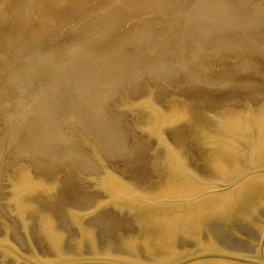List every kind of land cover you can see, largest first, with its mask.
<instances>
[{"label": "water", "instance_id": "95a60500", "mask_svg": "<svg viewBox=\"0 0 264 264\" xmlns=\"http://www.w3.org/2000/svg\"><path fill=\"white\" fill-rule=\"evenodd\" d=\"M261 5L264 0H242ZM198 86L112 101L132 159L83 170L22 140L0 52V264H264V87Z\"/></svg>", "mask_w": 264, "mask_h": 264}, {"label": "rangeland", "instance_id": "374dc122", "mask_svg": "<svg viewBox=\"0 0 264 264\" xmlns=\"http://www.w3.org/2000/svg\"><path fill=\"white\" fill-rule=\"evenodd\" d=\"M105 1L95 0L94 3L93 0V3L90 4L91 1L86 3L80 0L78 3L81 6L76 8L75 12H72L71 3H78H75L74 0H66L63 3L67 5L66 10L64 9L67 12L61 14L62 11L60 13L55 11L57 14L56 19L64 17L62 19L66 22L69 21L71 25L63 29L64 27H56L55 24L54 28H47V31L44 29L41 34L42 37L39 38L30 36L32 34L29 33L33 26L22 27V20L26 13L28 14L26 8L28 0H0V44L5 42V35L13 29L18 31L15 34L16 36L14 35L13 40L15 37L22 36L24 38L23 41H26V47H28V49L26 48L27 52L23 48L17 55L11 52V55L6 54L4 56L5 59L2 58L16 101L18 117L22 121L19 125V134L22 136L23 141L15 144L10 151L9 159H13L18 147L28 148L39 157H47L52 154L56 157L78 159V153H80L82 168L83 170H89V178H95V173L107 176L102 169L101 161L124 163L128 159H132L134 139L130 126L119 124L118 118H109L107 110H112V101L119 100L124 94L130 97L141 96V84L150 78L160 79L162 87L165 89H185L198 86L208 92L218 94H224L225 92L235 93V86H229V84H243L241 79H254L256 87H264V1H262V6H254L246 5L242 0H206V2L211 1L210 4L213 3V5L217 3L224 4V10L221 9L220 13L221 18L217 22L211 16L213 13L212 8L202 9V4L195 5V3L200 1L205 2V0H193L194 2L192 0H177L174 3L178 1L180 3L178 2L179 4L177 3L176 6L172 0H169L168 3L154 5L153 8H148V5L142 4L138 10L129 9V5L125 3L122 5L120 0H108L110 5L105 11L104 9L100 11L98 8ZM228 4L231 5L227 6ZM181 6L182 9L188 8L190 10L184 9L180 13L182 11ZM32 10H35V7L31 9V13H33ZM162 10L166 11L163 12ZM68 11L72 12L73 15ZM175 11L178 14H174ZM184 11L189 13L184 14L186 13ZM230 11L234 14L230 13ZM97 12H102L104 15L109 16L115 14L119 17L118 22L111 24L116 28L115 33L103 35L98 39L97 34L103 28H101V17H95L98 16ZM203 13H205L204 16L200 17ZM85 19L89 21H85ZM35 20L37 22L35 24L38 25L43 18L42 16L36 17ZM257 20L260 21L258 22ZM147 21L148 23H145ZM231 21H233L234 25L238 23L236 24L237 26L235 25L236 27L232 28V32L228 29L225 32V27L222 26ZM248 21H252V27L254 28L251 26L242 27L243 24L249 23ZM221 22L224 23L219 26ZM249 27L253 29V32L249 31ZM212 29L214 30L212 34L209 37L206 36V31ZM216 30L218 31L217 33L215 32ZM255 30L259 33L257 34ZM134 32L138 33L131 37L130 35ZM220 32L223 35L218 34ZM250 32L252 37H250ZM161 33L162 35H160ZM226 33L229 34L230 38ZM214 34L216 35L214 36ZM231 34L237 35L236 38L231 36ZM222 36H225V39ZM218 38L219 40H217ZM118 39L120 40L118 41ZM226 41L228 42L226 43ZM21 44L23 45L24 42ZM146 45L148 48H146ZM228 46L229 48H227ZM99 47L101 48L99 49ZM136 47L141 50H137ZM85 50L90 53L96 52L98 57L103 56L105 53L119 57L118 54L125 51L127 58L117 62L114 68L108 69L106 66L104 68L94 63L96 61H92L93 58H91V55L86 54L88 52ZM178 51L181 52V55ZM86 58H88V62H86ZM181 59L187 60L188 64L196 61L192 65L189 64L191 68L193 67L192 74H190V71L183 72L179 70L180 66L178 64L183 61ZM97 107L101 108V114L96 118V123H91L88 110L94 111V108ZM103 116L105 118H101ZM39 119H41V122ZM107 120L113 132H121L120 137L116 141L115 137L117 135L114 134V137L113 132L103 135ZM52 124L57 125L56 132H51L50 135L53 139L48 138L45 143H42L43 145L30 146L32 143H37L35 138L32 137L33 132L39 129L41 125L51 127ZM51 140L53 141L52 143ZM123 146L124 151L121 153L119 151H121Z\"/></svg>", "mask_w": 264, "mask_h": 264}, {"label": "bare ground", "instance_id": "6f19581e", "mask_svg": "<svg viewBox=\"0 0 264 264\" xmlns=\"http://www.w3.org/2000/svg\"><path fill=\"white\" fill-rule=\"evenodd\" d=\"M7 1V0H6ZM66 0H28V4H27V11H28V14L26 13V16H24V18H23V20H22V27H24V28H27V27H32L33 26V29H31L30 30V33L29 34H32V35H30V36H32V37H35V36H37V37H39V38H41L42 36H41V34L44 32V29H45V31H47L46 29L47 28H54V26H55V24H56V27H64L63 29H66L68 26H70L71 24H69V21H65V20H63L64 19V17H62V18H57L56 19V13H60L61 11V14H65L66 12H65V10H66V6L67 5H65L63 2H65ZM75 1V3H78L80 0H74ZM82 2H86V3H90V1H91V3L90 4H92L93 3V0H81ZM121 1V4L122 5H124V3L126 4V5H129V9H131V10H138V9H140L141 8V5L142 4H146V5H148V8H153V6L154 5H159V4H165V3H168V1L169 0H120ZM175 1H177V0H172V2L174 3ZM197 1V0H196ZM227 1V0H226ZM225 1V2H226ZM81 2V3H82ZM179 2V1H178ZM177 2V3H178ZM192 2H194L193 0H192ZM211 2V1H210ZM210 2H206V0H205V2H197V3H195V5L197 6L198 4H202V9H208V8H212L213 9V13H212V17L215 19V21L217 22L221 17H220V13H221V9L222 10H224V8H223V5L221 4V3H217V4H214L213 5V3L212 4H210ZM224 2V3H225ZM24 3V2H23ZM94 3H95V0H94ZM177 3H174V5L176 6V4ZM180 3V2H179ZM178 3V4H179ZM189 3V2H188ZM19 4V3H18ZM80 3H78V4H72L71 3V6L73 7L72 9V12H75V10H76V8H78L79 6H81V5H79ZM190 4V3H189ZM192 4H194V3H192ZM83 5H85V4H83ZM99 5V4H98ZM108 5H110V3L108 2V0H106L105 1V3H103V5L101 6V7H99L98 9L100 10V11H102L103 9H104V11H105V9H107V7H108ZM113 5V4H112ZM174 5H172V6H174ZM181 5V4H180ZM180 5H178V6H180ZM231 4H228L227 6H230ZM86 6V5H85ZM167 6H170V5H167ZM177 6V8L179 9V7ZM187 6V5H186ZM226 6V7H227ZM255 6V5H254ZM34 7H35V10H32L33 11V13H31L30 11H31V9L33 8L34 9ZM116 7V6H115ZM117 7H119V6H117ZM125 7V6H124ZM171 7V6H170ZM185 7V6H184ZM84 8V7H83ZM147 8V7H146ZM166 8V7H165ZM169 8V7H168ZM176 8V10H178ZM192 8V7H191ZM193 8H194V6H193ZM231 8V7H230ZM229 8V9H230ZM235 8V7H234ZM238 8V7H237ZM13 9H15L14 7H13ZM65 9V10H64ZM69 9H71V8H69ZM81 9V8H80ZM109 9V8H108ZM128 9V8H127ZM161 9V8H160ZM174 9H175V7H174ZM185 8H183L182 9V6H181V12L180 13H182L183 12V10H184ZM228 9V10H229ZM244 9V8H243ZM78 10V9H77ZM112 10V9H111ZM122 10H126V9H122ZM172 10V9H171ZM180 10V9H179ZM185 10H190V9H185ZM55 11H56V13H55ZM163 11V10H162ZM162 11H160V12H162ZM166 10H164L163 12H165ZM231 11H233L232 9H231ZM230 11V13H233V12H231ZM234 11H235V13H236V10L234 9ZM242 11V10H241ZM15 12V11H14ZM64 12V13H63ZM69 13H71L72 14V12H70V11H68ZM109 12V11H108ZM162 12V13H163ZM172 12H174V11H172ZM184 12H186V11H184ZM191 12V11H190ZM106 13V12H105ZM124 13V12H123ZM159 13V12H158ZM177 12L175 11V13L174 14H176ZM187 13H189V12H186V13H184V14H187ZM227 13V12H226ZM68 14V13H67ZM80 14V13H79ZM107 14V13H106ZM178 14V13H177ZM204 14L205 13H203V14H201L200 15V17H203L204 16ZM229 14V13H228ZM234 14V13H233ZM73 15V14H72ZM97 15L98 16H95V17H101V19H102V27L101 28H103L101 31H99V33L97 34V36H98V39H99V37L101 38L103 35H108V34H113V33H115V31H116V28H114V26L113 25H111L112 23H115L116 21L118 22V16L117 15H115V14H113V16H109V15H104L102 12H97ZM102 15V16H101ZM160 15H162V14H160ZM171 16H173L172 14H170ZM42 16V18H43V20L41 21V22H39V24L37 25V24H35V22H36V17H41ZM68 16V15H67ZM66 16V17H67ZM153 16V15H152ZM163 16H164V14H163ZM169 16V15H168ZM232 16V15H231ZM238 16V15H237ZM242 16V15H241ZM253 16V15H252ZM70 17V16H69ZM155 17V16H154ZM177 17V16H176ZM228 17H229V15H228ZM236 17V16H235ZM255 17V16H254ZM93 18V17H92ZM168 18V17H167ZM166 18V19H167ZM173 18H175V17H173ZM212 18V19H213ZM231 18V17H230ZM248 18V17H247ZM40 19V18H39ZM133 19V18H132ZM185 19V18H184ZM236 19V18H235ZM238 19H240V18H238ZM261 19V18H260ZM60 20H63V21H60ZM71 20V19H70ZM122 20V19H121ZM147 20V19H146ZM155 20V19H154ZM180 20V19H179ZM228 20H230V19H228ZM231 20H233V18H231ZM245 20V19H244ZM85 21H89V20H86L85 19ZM93 21V20H92ZM96 21V20H95ZM142 21V20H141ZM175 21H176V19H175ZM184 21V20H183ZM187 21V20H186ZM258 21V20H257ZM260 21V20H259ZM258 21V22H259ZM100 22V21H99ZM121 22V21H120ZM233 21H231V22H228V24H224L223 26H222V23H224V22H221V25H219V26H222V27H225L224 28V30H225V32H226V30L228 29V30H232V28H234V27H236L237 25L236 24H238V23H235V25L232 23ZM249 22V21H248ZM253 22H255V21H253ZM37 23V22H36ZM94 23V22H93ZM145 23H148V21L147 22H145ZM169 23V22H168ZM227 23V22H226ZM132 24H135V23H132ZM213 24V23H212ZM220 24V23H219ZM241 24H242V22H241ZM249 24H251V25H249ZM35 25H36V27H35ZM91 25V24H90ZM153 25H155V24H153ZM214 25V24H213ZM38 26H40V27H38ZM119 26V25H118ZM122 26V25H121ZM133 26V25H132ZM149 26H151V25H149ZM201 26H203V25H201ZM216 26V25H215ZM218 25H217V27H219ZM242 26V25H241ZM245 26H251L252 27V21L251 22H249V23H247V24H243V26L242 27H245ZM259 26V25H258ZM85 27V26H84ZM90 27V26H89ZM134 27V26H133ZM139 27V26H138ZM169 27H171V26H169ZM208 27V26H207ZM251 27H249L248 29H249V31H251V32H253V29H251ZM256 27V26H255ZM260 27V26H259ZM100 28V29H101ZM114 28V29H113ZM196 28V27H195ZM252 28H254V27H252ZM257 28V27H256ZM262 28V27H261ZM125 29V28H124ZM153 29V28H152ZM187 29V28H186ZM251 29V30H250ZM28 30V32H29V28L27 29ZM131 30V29H130ZM174 30V29H173ZM221 30V29H220ZM237 30H238V27H237ZM240 30H242V29H240ZM262 30V29H261ZM17 30H10L6 35H5V42H3V44H0V52H1V56H2V58H4V56H6V54L7 55H11L10 53L12 52V53H15V55H17V53L19 54V52L20 51H22V49L25 51V52H27L26 51V48L28 49V47H26V41H23L24 40V38L21 36V37H15V39L13 40V37H14V35L16 34V33H18V31L16 32ZM95 31V30H94ZM156 31V30H155ZM206 31V30H205ZM214 30L212 29V30H207L206 31V36H210L211 34H212V32H213ZM245 31V30H244ZM256 31V30H255ZM260 31V30H259ZM120 32V31H119ZM124 32V31H123ZM128 32V31H127ZM127 32H126V34H127ZM216 33L218 32L217 30L215 31ZM232 32V31H231ZM231 32H228V33H231ZM233 32H234V30H233ZM235 32H236V28H235ZM239 32V31H238ZM240 32H242V31H240ZM250 32V37H252L251 36V33ZM257 32V31H256ZM261 32V31H260ZM118 33V32H117ZM136 33H138V32H134V33H132L130 36L132 37V36H134V35H136ZM139 33H140V31H139ZM142 33V32H141ZM155 33V32H154ZM170 33V32H169ZM222 33H223V31H222ZM259 32H257V34H258ZM45 34V33H44ZM171 34V33H170ZM218 34H221V32L220 33H218ZM217 34V35H218ZM224 35H225V33H223ZM223 34H221V35H223ZM227 34V33H226ZM234 34V33H233ZM233 34H231V36H235V35H233ZM237 34V33H236ZM118 35H120V34H118ZM143 35V34H142ZM160 35H162V33L160 34ZM172 35H173V33H172ZM176 35V34H175ZM216 34H214V36H215ZM229 34H227V36H228ZM249 35V34H248ZM16 36V35H15ZM110 36V35H109ZM128 36V35H127ZM177 36V35H176ZM185 36V35H184ZM227 36H226V38H227ZM237 36V35H236ZM236 36H235V38H236ZM36 37V38H37ZM145 37V36H144ZM157 37V36H156ZM199 37V36H198ZM218 37V36H217ZM220 37V36H219ZM223 38L225 37V36H222ZM229 37V36H228ZM148 38V37H147ZM201 38V37H200ZM199 38V39H200ZM215 38V37H214ZM230 38V37H229ZM234 38V39H235ZM97 39V38H96ZM116 39V38H115ZM126 39V38H125ZM198 39V40H199ZM212 39V38H211ZM225 39V38H224ZM237 39H238V37H237ZM245 39H247V38H245ZM249 39V38H248ZM252 39V38H251ZM251 39H250V41H251ZM16 40V41H15ZM41 40V39H40ZM117 40V39H116ZM120 39H118V41H119ZM175 40V39H174ZM178 40V39H177ZM205 40V39H204ZM217 40H219V38L217 39ZM222 40V39H221ZM226 40H228V39H226ZM230 40V39H229ZM228 40V41H229ZM231 40H233V39H231ZM263 40H264V38H263ZM94 41V40H93ZM108 41H110V40H108ZM125 41V40H124ZM153 41V40H152ZM158 41H160V40H158ZM197 41V40H196ZM225 41V40H224ZM228 41H226V43L228 42ZM24 42V44L22 45L21 43H23ZM36 42V41H35ZM127 42V41H126ZM174 42V41H173ZM194 42V41H193ZM203 42V41H202ZM213 42H215L214 40H213ZM220 42V41H219ZM235 42V41H234ZM161 43V42H160ZM183 43V42H182ZM199 43V42H198ZM210 43V42H209ZM217 43V42H216ZM226 43H225V46H226ZM230 43H231V41H230ZM230 43H228V44H230ZM238 43V42H237ZM260 43V42H259ZM117 44H119V43H117ZM146 44V43H145ZM144 44V45H145ZM149 44V43H148ZM219 44V43H218ZM236 44V43H235ZM239 44V43H238ZM5 45V46H4ZM7 45V46H6ZM90 45H91V43H90ZM93 45V44H92ZM95 45V44H94ZM112 45V44H111ZM142 45V44H141ZM154 45H156V44H154ZM181 45V44H180ZM187 45V44H186ZM198 45H200V44H198ZM222 45V44H221ZM55 46V45H54ZM113 46V45H112ZM193 46V45H192ZM197 46V45H196ZM204 46V45H203ZM53 47V46H52ZM116 47V46H115ZM126 47V46H125ZM142 47V46H141ZM150 47V46H149ZM160 47V46H159ZM97 48H98V46H97ZM101 47H99V49H100ZM105 48V47H104ZM137 48V50H139L140 48H138V47H136ZM146 48H148L147 47V45H146ZM227 48H229V46L227 47ZM80 49V48H79ZM103 49V48H102ZM155 49V48H154ZM50 50V49H49ZM58 50V49H57ZM78 50V49H77ZM93 50H94V48H93ZM141 50V49H140ZM168 50V49H167ZM226 50V49H225ZM18 51V52H17ZM71 51V50H70ZM85 51H87V50H85ZM100 51V50H99ZM123 51V50H122ZM127 51V50H126ZM153 51V50H152ZM181 51V50H180ZM189 51V50H188ZM190 51H192V50H190ZM194 51V50H193ZM219 51V50H218ZM56 52V51H55ZM88 52V51H87ZM101 52V51H100ZM118 52V51H117ZM134 52V51H133ZM132 52V53H133ZM169 52V51H168ZM179 52V51H178ZM201 52V51H200ZM220 52V51H219ZM71 53V52H70ZM72 53H73V51H72ZM101 53H103V52H101ZM132 53H131V55H132ZM137 53V52H136ZM157 53V52H156ZM175 53V52H174ZM57 54V53H56ZM81 54V53H80ZM86 54H88V55H91V58H93L92 59V61H96V62H94V63H97V65L98 66H102V67H104V66H106L108 69H112V68H114L115 67V65H116V63L117 62H121L122 60H126V58H127V56H126V52L124 51L123 53H121V54H118V56L119 57H114V55H111V54H104L103 56H100V57H98V54L95 52V53H90V52H88V53H86ZM169 54V53H168ZM171 54V53H170ZM179 54L181 55V52H179ZM22 55H24V54H22ZM22 55H19V56H22ZM47 55V54H46ZM49 55H51V54H49ZM130 55V56H131ZM135 55V54H134ZM189 55H191V54H189ZM13 56V55H12ZM56 56V55H55ZM74 56H75V54H74ZM81 56H82V54H81ZM136 56V55H135ZM134 56V57H135ZM143 56V55H142ZM198 56V55H197ZM52 57V56H51ZM68 57H69V55H68ZM67 57V58H68ZM73 57V56H72ZM169 57V56H168ZM173 57V56H172ZM178 57V56H177ZM193 57V56H192ZM41 58H42V56H41ZM40 58V59H41ZM81 58V57H80ZM84 58V57H83ZM175 58V57H174ZM5 59V58H4ZM9 59V58H8ZM19 59V58H18ZM39 59V58H38ZM45 59H46V57H45ZM44 59V60H45ZM87 59L88 58H86V62H88L87 61ZM188 59V58H187ZM11 60V59H10ZM34 60V59H33ZM37 60V59H36ZM65 60V59H64ZM74 60V59H73ZM132 60V59H131ZM167 60H168V58H167ZM181 60H183V61H181V63L180 64H178L180 67H179V70L180 71H183V72H189L190 71V74H192V72H193V67L191 68L190 66H189V64H191L192 65V63H195V62H192V63H189L188 64V61L186 60L185 61V59H181ZM193 60V59H192ZM218 60V59H217ZM6 61V60H5ZM9 61V60H8ZM42 61V60H41ZM62 61V60H61ZM72 61V60H71ZM82 61V60H81ZM172 61V60H171ZM175 61V60H174ZM190 61V60H189ZM137 62V61H136ZM63 63V62H62ZM61 63V64H62ZM70 63V62H69ZM80 63V62H79ZM131 63H133V62H131ZM165 63V62H164ZM261 63V62H260ZM60 64V66H62ZM78 64V63H77ZM82 64V63H81ZM91 64V63H90ZM129 64V63H128ZM157 64V63H156ZM177 64V63H176ZM198 64V63H197ZM209 64V63H208ZM212 65V64H211ZM211 65H209V66H211ZM258 65V64H257ZM65 66V65H64ZM78 66H80V65H78ZM154 66V65H153ZM155 66H157V65H155ZM202 66V65H201ZM75 67V66H74ZM73 67V68H74ZM130 67V66H129ZM133 67V66H132ZM151 67V66H150ZM203 67V66H202ZM201 67V68H202ZM208 67V66H207ZM90 68V67H89ZM105 68V67H104ZM154 68V67H153ZM65 69V68H64ZM91 69H92V67H91ZM133 70V69H132ZM136 70V69H135ZM173 70V69H172ZM171 71V70H170ZM107 72H109V71H107ZM172 72V71H171ZM78 73V72H77ZM113 73V72H112ZM17 74V73H16ZM109 74V73H108ZM117 74V73H116ZM171 74V73H170ZM189 74V73H188ZM115 75V74H114ZM167 75H168V73H167ZM21 76V75H20ZM109 76V75H108ZM26 77V76H25ZM15 78V77H14ZM87 78V77H86ZM203 78V77H202ZM16 79V78H15ZM19 79V78H18ZM249 79V78H248ZM21 80V79H20ZM23 80V79H22ZM96 83V82H95ZM106 83V82H105ZM256 83V82H255ZM89 91V90H88ZM105 91H107L106 89H105ZM103 94H104V92H102ZM78 94V93H77ZM34 96V95H33ZM85 96V95H84ZM37 98V97H36ZM84 98H86V97H84ZM34 99H35V97H34ZM39 100V99H38ZM79 100V99H78ZM82 103V102H81ZM51 106V105H50ZM76 106V105H75ZM85 106V105H84ZM83 106V107H84ZM54 107V106H53ZM84 108H86V107H84ZM75 110V109H74ZM48 111V110H47ZM51 111V110H50ZM86 111V110H85ZM89 111V117H90V121H91V123L92 122H95L96 123V118L101 114L100 112H101V108L100 107H97V108H94V111H90V110H88ZM87 112V111H86ZM106 112V111H105ZM43 113V112H42ZM49 113V112H48ZM46 114V113H45ZM47 115V114H46ZM84 115H86V114H84ZM41 116V115H40ZM47 118V117H46ZM46 118H45V120H46ZM101 118H105V116H103V117H101ZM44 120V119H43ZM49 120V119H48ZM39 121L41 122V119H39ZM48 123H49V121H48ZM48 123H46V124H48ZM51 124V123H50ZM40 126V125H39ZM35 127V126H34ZM111 127H110V123L108 122V120H107V122H106V125H105V128H104V130H103V135L104 134H109V132H113L111 129H110ZM34 129V128H33ZM29 130V129H28ZM56 130H57V125H55V124H52L51 125V127H47V126H45V125H41V127L39 128V129H36L34 132H33V134H32V137H34L35 138V140H36V142L37 143H32V144H30V146H35V145H40V144H42V143H45L46 142V140L48 139V138H51L50 137V135H51V132H56ZM117 135L116 137H115V135ZM113 135H114V137H115V141H116V139L118 138V137H120V135H121V132L119 133V132H117L116 131V133L115 132H113ZM59 137V136H58ZM108 137V136H107ZM51 139H53V137L51 138ZM55 139V138H54ZM50 140V139H49ZM53 141L51 140V143H52ZM50 143V144H51ZM43 145V144H42ZM45 146H47V145H45ZM52 147V146H51ZM40 148V147H39ZM42 149V148H41ZM44 150V149H43ZM43 150H41V151H43ZM123 151H124V146H123V148L121 149V151H119V152H121V153H123Z\"/></svg>", "mask_w": 264, "mask_h": 264}]
</instances>
